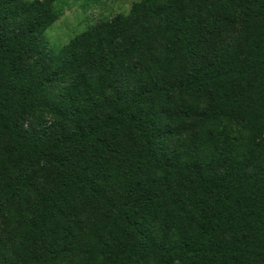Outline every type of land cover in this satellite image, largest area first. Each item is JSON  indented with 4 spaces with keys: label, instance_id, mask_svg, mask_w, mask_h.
I'll return each instance as SVG.
<instances>
[{
    "label": "trees",
    "instance_id": "trees-1",
    "mask_svg": "<svg viewBox=\"0 0 264 264\" xmlns=\"http://www.w3.org/2000/svg\"><path fill=\"white\" fill-rule=\"evenodd\" d=\"M65 0H0V264H264V0H138L58 50Z\"/></svg>",
    "mask_w": 264,
    "mask_h": 264
},
{
    "label": "rangeland",
    "instance_id": "rangeland-1",
    "mask_svg": "<svg viewBox=\"0 0 264 264\" xmlns=\"http://www.w3.org/2000/svg\"><path fill=\"white\" fill-rule=\"evenodd\" d=\"M138 0H65L63 12L44 33L48 45L58 50L70 38L102 19L126 13Z\"/></svg>",
    "mask_w": 264,
    "mask_h": 264
}]
</instances>
